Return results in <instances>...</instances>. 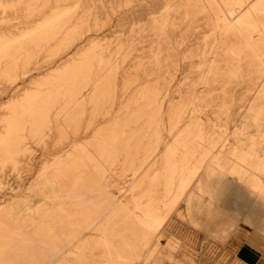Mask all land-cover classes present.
Instances as JSON below:
<instances>
[{
  "label": "rangeland",
  "instance_id": "374dc122",
  "mask_svg": "<svg viewBox=\"0 0 264 264\" xmlns=\"http://www.w3.org/2000/svg\"><path fill=\"white\" fill-rule=\"evenodd\" d=\"M0 264H264V0H0Z\"/></svg>",
  "mask_w": 264,
  "mask_h": 264
},
{
  "label": "bare ground",
  "instance_id": "6f19581e",
  "mask_svg": "<svg viewBox=\"0 0 264 264\" xmlns=\"http://www.w3.org/2000/svg\"><path fill=\"white\" fill-rule=\"evenodd\" d=\"M185 186V185H184ZM193 186V185H192ZM183 189V188H182ZM145 191V190H144ZM144 193V192H143ZM189 193V192H188ZM140 197V196H139ZM186 198V197H185ZM155 199V198H154ZM135 200V199H134ZM135 201H137V200H135ZM156 202V201H155ZM154 203V202H153ZM157 203V202H156ZM155 204V203H154ZM135 213V212H134ZM137 215V214H136ZM144 215V214H143ZM148 215V214H147ZM146 215V216H147ZM145 217V216H144ZM142 219H143V217H142ZM151 219H153V218H151ZM157 219V218H156ZM136 221V220H135ZM148 221V220H147ZM140 223V222H139ZM143 224V223H142ZM138 225V224H137ZM140 226V225H139ZM152 227V226H151ZM139 228V227H138ZM159 228V227H158ZM156 229H157V227H156ZM156 229L155 230H153V231H156ZM145 229H143V231H144ZM158 230V229H157ZM146 231V230H145ZM145 231H144V233H145ZM159 231V230H158ZM157 231V232H158ZM149 232V231H148ZM151 232H152V230H151ZM143 235V234H142ZM142 235H141V238H142ZM145 236V235H144ZM152 237V236H151ZM144 238V237H143ZM103 239H105V238H103ZM102 239V240H103ZM149 239H150V237H149ZM108 240V239H107ZM127 240V239H126ZM142 240V239H141ZM126 242V241H125ZM108 243V242H107ZM146 243V242H145ZM149 243V242H148ZM151 243V242H150ZM143 244V243H142ZM109 245H112V244H109ZM134 246V245H133ZM117 247V246H116ZM125 247V246H124ZM129 247H131V246H129ZM138 247V246H137ZM126 248V247H125ZM135 248V247H134ZM114 249V248H113ZM120 249V248H119ZM109 250V249H108ZM118 250V249H117ZM124 250V249H123ZM132 251V250H131ZM134 251H137V250H135L134 249ZM118 253V252H117ZM124 255V254H123ZM129 255V254H128ZM138 255V254H137ZM125 256V255H124ZM127 256V255H126ZM114 257V256H113ZM117 257V256H116ZM130 257V256H129Z\"/></svg>",
  "mask_w": 264,
  "mask_h": 264
}]
</instances>
